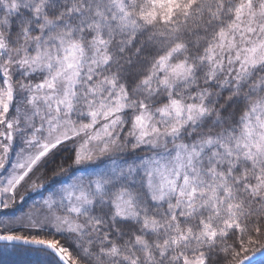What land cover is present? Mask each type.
<instances>
[{
	"label": "snow or ice",
	"instance_id": "obj_1",
	"mask_svg": "<svg viewBox=\"0 0 264 264\" xmlns=\"http://www.w3.org/2000/svg\"><path fill=\"white\" fill-rule=\"evenodd\" d=\"M57 170L28 264H264V0H0V209Z\"/></svg>",
	"mask_w": 264,
	"mask_h": 264
},
{
	"label": "trees",
	"instance_id": "obj_2",
	"mask_svg": "<svg viewBox=\"0 0 264 264\" xmlns=\"http://www.w3.org/2000/svg\"><path fill=\"white\" fill-rule=\"evenodd\" d=\"M63 163V159L57 160L56 164H61ZM71 163V161L68 162V164H64L65 168L69 167V164ZM56 164L52 165L53 168L56 167ZM71 170V169H69ZM57 173H53L52 171H49L47 173V178L44 180V183L46 185V187L44 189H41L38 192H32L30 194H25V197L27 200L30 201H26V203L22 204L19 200H18V205H20L19 207L22 209V211H10L7 210V214L5 215L4 213H2V211H0V222L2 219L7 218V217H15L18 214L24 215V213L28 212L29 207L31 206V198H34L33 200H40L44 197H46L50 191L54 190L56 187H60L62 186L60 183H58L61 179H63V177L61 175ZM88 174V171H80L77 173V175H81V176H86ZM68 181H65V183H67ZM29 205H28V203ZM19 212V213H17ZM24 212V213H23ZM16 225H19V223H17ZM13 229H20L19 231H16L14 234L16 235H23L25 232L28 231L27 227L24 226L23 228L21 227H11ZM0 233H4L6 234V228L4 229L3 226L0 223ZM31 247H26V246H22V245H0V264H28L29 260H27V257L30 256V252L25 251V249H30Z\"/></svg>",
	"mask_w": 264,
	"mask_h": 264
},
{
	"label": "rangeland",
	"instance_id": "obj_3",
	"mask_svg": "<svg viewBox=\"0 0 264 264\" xmlns=\"http://www.w3.org/2000/svg\"><path fill=\"white\" fill-rule=\"evenodd\" d=\"M92 169H91V166H89V167H87V168H84V170L83 171H91ZM38 192V191H37ZM34 198H31V205L33 204V202L34 201H37V200H33ZM26 201H30V198H29V200H27L26 199ZM27 202V203H28ZM22 204H24V203H22ZM28 205H29V203H28ZM20 206V205H19ZM0 211H2V213H7V210H3V209H0ZM17 213H19V212H17ZM24 213V212H23ZM21 216H23L22 215V213L21 214H18L17 216H13V217H7V218H4V219H2L1 220V225L3 226V228L5 229V228H11V227H14V228H16V227H21V225L22 224H24L25 226H26V222L25 221H22V220H20L18 217H21ZM17 223H19V225H16ZM0 234H4V233H0ZM6 234H8L7 232H6ZM38 259V257L34 254V253H32V254H30V256L29 257H27V260H29V261H32V262H34V261H36Z\"/></svg>",
	"mask_w": 264,
	"mask_h": 264
},
{
	"label": "water",
	"instance_id": "obj_4",
	"mask_svg": "<svg viewBox=\"0 0 264 264\" xmlns=\"http://www.w3.org/2000/svg\"><path fill=\"white\" fill-rule=\"evenodd\" d=\"M0 245H22L31 248L35 247L34 245H26L23 244L22 242H5V241H0Z\"/></svg>",
	"mask_w": 264,
	"mask_h": 264
}]
</instances>
